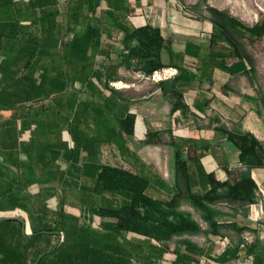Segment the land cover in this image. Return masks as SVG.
Instances as JSON below:
<instances>
[{
	"label": "crops",
	"instance_id": "1",
	"mask_svg": "<svg viewBox=\"0 0 264 264\" xmlns=\"http://www.w3.org/2000/svg\"><path fill=\"white\" fill-rule=\"evenodd\" d=\"M43 1H36L37 6ZM46 1L42 17L58 12L57 30L69 29L63 41L31 35L33 14L38 18L41 12L33 0H0V264H37L31 255L65 242L73 222L91 229L113 224L98 217V210L119 209L131 196L94 193L103 166L146 178L147 194L168 200L178 183L177 160L185 162L192 191L199 195L210 188L208 174L225 182L246 169L227 132L252 134L264 147L262 94L254 87L249 64L227 43L213 41L218 34L206 7L228 8L215 0ZM90 26L98 33L91 51L57 91L51 83L60 76L52 68L55 46L70 57V30L84 33ZM146 26L161 31L162 61L170 67L157 71L162 78L151 88L144 86L138 98L127 97L125 92L140 90L124 83L125 73L135 71L118 65L127 52L123 40ZM41 45L47 47L41 50ZM176 77L183 101L171 112L176 101L163 95L158 83ZM28 78L32 81L25 82ZM107 82L116 84L109 88L117 93L105 87ZM128 113L136 116L131 137L120 124ZM180 125L185 132L177 130ZM250 139L242 145L249 147ZM251 177L258 187L256 203L212 205L221 211L217 222L235 224L240 233L222 229L221 235L185 236L202 252L173 242L160 259L152 257L147 240L129 235V250L136 253L139 247L144 264H264V167L252 169ZM181 209L207 230L199 211L187 203ZM60 222L64 231L59 234L44 233L40 240L33 235L56 230ZM127 264L137 262L133 258Z\"/></svg>",
	"mask_w": 264,
	"mask_h": 264
},
{
	"label": "trees",
	"instance_id": "2",
	"mask_svg": "<svg viewBox=\"0 0 264 264\" xmlns=\"http://www.w3.org/2000/svg\"><path fill=\"white\" fill-rule=\"evenodd\" d=\"M36 1L38 0H33V5L39 7L41 12L38 18L35 12L33 14L32 25L34 31H30L31 35H39L41 39L49 35L55 40L60 38L63 41L65 31L64 29L57 30L58 23L55 20L59 13L56 12L45 18L42 17V6L47 1L39 2L40 6H37ZM199 6L200 3L193 6V8ZM206 10L209 14L207 17L214 24L218 34L213 36V41L227 43L237 56L251 63L247 54L242 55L241 43L236 35H244L251 42H254L264 35V21L248 26L228 11H221L208 5ZM18 29L17 26V31ZM76 30V28L70 30L73 33V41L68 45L71 51L70 57H67L64 53L61 55L57 46H55L57 59L52 68L60 71V76L54 77L51 83L55 85L57 91L61 90L60 86L62 90L67 86L68 72H70V69L77 70L79 64L84 63V58L91 51L92 45L98 36L93 26L88 27L84 33ZM20 31L22 30L20 29ZM66 32L68 33L69 29ZM123 43L124 50L127 52L121 55L119 66L132 69L135 72L140 71L145 76H152L155 72L170 67L162 61L164 38L158 28L150 26L138 28L131 34H126ZM39 47L42 50L43 47L46 48L47 46L41 45ZM30 60L31 57L29 56L25 68L30 64ZM253 72L254 70L250 69L249 73L252 74ZM249 73H247L248 77L250 76ZM69 79L72 84L75 83V80L70 77ZM179 80L180 78L176 77L158 83L163 95L169 97L172 101H176V104L171 108V112L179 108L177 103L183 101V95L177 90ZM28 81L31 82L32 79H25V82ZM41 84L43 85L42 82ZM105 87L110 89L111 92L117 93L113 88H109V82L105 83ZM26 95L29 100L30 93ZM262 103L264 107V96H262ZM135 120L136 116L131 113H128L121 120V127L128 137L134 135ZM222 129L224 130V128ZM227 134L229 138L233 139L235 146L239 148L240 162L246 168L241 172H237L234 177H230L225 182H219L214 175L208 174L209 190L203 195L195 194L192 191L191 177L186 169L185 162L177 160L178 183L176 191L168 200H162L147 194L149 181L146 178L122 168L103 166L97 177L94 193L102 195L124 192L131 196L129 204L119 209L100 208L98 210V217L112 219L115 222L113 224H103L99 229L83 228L73 223L69 230L71 233L66 234L65 242H59L55 248L40 250L38 253L30 255L37 264L47 261H54L57 264H127V260L133 258H135L137 264H144L145 256L138 252L139 247H136V253L129 250V247H131L129 235L147 240L153 251L151 253L152 257L160 259L163 252L170 250V245L173 242L177 246L184 245L194 252L201 253V248L192 243L191 240L184 238L185 236L202 233L221 235L222 229H233L240 233L242 228L235 224H219L217 217L221 214V211L214 209L212 205L217 202H237L248 205L256 203L258 187L251 177V170L264 167V147L252 134L234 130L233 132H227ZM246 137L251 138L249 147L242 145V141ZM150 139V136L147 135L146 142H150ZM177 157L179 159L180 155H177ZM185 203L201 213L203 221L208 225L207 230L202 229L191 213L181 209ZM61 231H64L62 222L57 224L56 230H40L33 233V235H37V240H40L44 233L59 234ZM104 232L112 233L117 238L106 236V234H103ZM160 250L162 251L160 252ZM27 255L29 254L25 252V260L28 259Z\"/></svg>",
	"mask_w": 264,
	"mask_h": 264
},
{
	"label": "rangeland",
	"instance_id": "3",
	"mask_svg": "<svg viewBox=\"0 0 264 264\" xmlns=\"http://www.w3.org/2000/svg\"><path fill=\"white\" fill-rule=\"evenodd\" d=\"M217 3L222 4L225 8H228V12L241 20L244 24L248 26H253L257 23L264 21V0H215ZM206 2V1H205ZM197 5V4H196ZM195 5V6H196ZM200 7V6H199ZM198 7V8H199ZM198 8H195L197 10ZM191 9H194L191 7ZM236 37L240 40L242 55L247 54L251 63L249 64V69L254 70L252 73L255 88H258L259 92L264 96V35L251 42L249 38L244 37V35L237 34ZM94 64V62L92 63ZM95 65V64H94ZM126 77L124 79L125 85L137 86L139 88V93L135 92H125L124 95L127 97L140 96L144 91V86L153 87V84L160 80L161 75L153 76H143L141 72H126ZM111 86H116L115 83H111ZM151 86V87H150ZM177 130L185 132V126H177ZM74 223V222H73ZM61 236V235H60ZM61 240V238H60ZM63 241V239H62Z\"/></svg>",
	"mask_w": 264,
	"mask_h": 264
},
{
	"label": "built area",
	"instance_id": "4",
	"mask_svg": "<svg viewBox=\"0 0 264 264\" xmlns=\"http://www.w3.org/2000/svg\"><path fill=\"white\" fill-rule=\"evenodd\" d=\"M143 76H145V75L143 74ZM152 76L153 77L157 76L156 72ZM60 238L63 239V236L61 235Z\"/></svg>",
	"mask_w": 264,
	"mask_h": 264
}]
</instances>
